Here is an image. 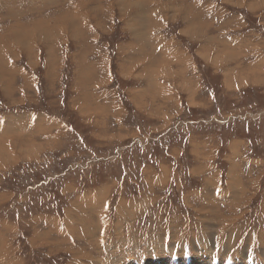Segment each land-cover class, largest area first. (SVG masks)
Here are the masks:
<instances>
[{
	"label": "rangeland",
	"instance_id": "374dc122",
	"mask_svg": "<svg viewBox=\"0 0 264 264\" xmlns=\"http://www.w3.org/2000/svg\"><path fill=\"white\" fill-rule=\"evenodd\" d=\"M0 264H264V0H0Z\"/></svg>",
	"mask_w": 264,
	"mask_h": 264
},
{
	"label": "bare ground",
	"instance_id": "6f19581e",
	"mask_svg": "<svg viewBox=\"0 0 264 264\" xmlns=\"http://www.w3.org/2000/svg\"><path fill=\"white\" fill-rule=\"evenodd\" d=\"M133 20H134V19H133ZM7 122H8V121H7ZM13 127H14V126H13ZM13 127H12V128H13ZM8 128H9V127H8ZM8 139H9V138H8ZM33 157H34V156H33Z\"/></svg>",
	"mask_w": 264,
	"mask_h": 264
},
{
	"label": "clouds",
	"instance_id": "9594fccd",
	"mask_svg": "<svg viewBox=\"0 0 264 264\" xmlns=\"http://www.w3.org/2000/svg\"><path fill=\"white\" fill-rule=\"evenodd\" d=\"M145 167H147V165H145Z\"/></svg>",
	"mask_w": 264,
	"mask_h": 264
}]
</instances>
